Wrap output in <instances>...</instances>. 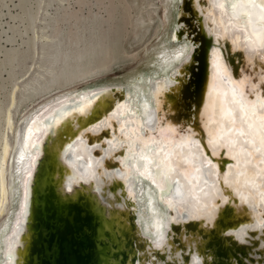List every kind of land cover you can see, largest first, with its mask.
Here are the masks:
<instances>
[{
    "label": "bare ground",
    "instance_id": "6f19581e",
    "mask_svg": "<svg viewBox=\"0 0 264 264\" xmlns=\"http://www.w3.org/2000/svg\"><path fill=\"white\" fill-rule=\"evenodd\" d=\"M21 1L3 47L0 264H34L45 187L58 213L77 205L99 217L101 264H264V0H150L134 19L130 0ZM153 14L139 56L125 27L141 41ZM203 52L201 94L179 117ZM135 63L124 80L89 84ZM55 245L58 264L83 263L78 245ZM222 247L244 255L216 263Z\"/></svg>",
    "mask_w": 264,
    "mask_h": 264
},
{
    "label": "water",
    "instance_id": "95a60500",
    "mask_svg": "<svg viewBox=\"0 0 264 264\" xmlns=\"http://www.w3.org/2000/svg\"><path fill=\"white\" fill-rule=\"evenodd\" d=\"M71 1L74 5H77L76 2H73V0ZM50 21H51V16H45L43 18V21H41V25L44 28H47L48 27L47 23ZM241 33L244 36H247L246 31L242 30ZM201 41L204 42L203 46L210 47L211 41L209 40V38L201 36ZM42 58H41V61H42ZM204 58H205L204 52L203 54L200 53L199 58L197 60L199 63L198 66L196 67L197 73L195 76L192 77V81H191L192 85L189 89V91L191 90L192 93L191 94L189 93L187 96H185V99H184L185 101H183V104H181L182 109L178 110L179 117L185 116L187 111L191 109V105L195 101H197L198 95L201 94L202 87L204 85L205 78H206V65H205ZM227 58H229L228 61L231 64V66L232 67L235 66L237 61L235 62L232 56L229 57V53L227 54ZM234 70L236 71V68ZM263 94H264V87H263V90L261 91V95ZM77 117H78L77 115L73 116V118H71L72 122L76 121ZM52 122H53V118H48L47 124H51ZM73 142L74 141H71L67 145H65L64 157L67 160L73 159V154L70 153V150H71L70 148L72 147ZM134 144L137 146L142 143L140 141H136V143ZM136 146L134 147L135 149H136ZM44 169H49L48 164L46 168L42 166L41 174L44 173L45 171ZM82 185L83 184H80V186ZM53 198H54V192L48 187L47 188L45 187L43 191L39 192L38 194V198L36 202V215L38 216L39 220H37V223L34 227L35 232H36V236L34 239L35 244H33L34 246L33 256L35 258L34 264L35 263L36 264H58L59 258L56 255V252L54 251L55 246H56L55 242L58 240L59 242L66 241V243L72 242L75 244V246L78 245L77 247H79V251L81 252L83 256L82 258L84 260L83 263L81 264H101L99 249L96 245L98 233L102 226L99 217L95 218L91 216V213H89L88 211H84L85 210L83 209L84 207L77 206V205L75 208H72V209H69V207L65 206L67 210H65L63 213L62 212L58 213L55 208ZM98 199L97 200L98 202H100L101 205L98 203L100 207L99 206H96V207H98L101 211H104V209L105 211L108 210V203H107L108 200L105 199V196L102 195L101 198L98 197ZM101 206L104 207V209L101 208ZM229 215L230 213H228L227 210L223 209L221 210V213L216 217V220L219 221L220 224L225 223V222L229 223L228 222V219H230ZM57 224H59L60 226L57 227L56 226ZM55 230L62 231L65 233V235L61 237L62 234L54 233ZM38 233H41V236H38ZM58 237H60V239ZM209 241H210L208 243L209 248H211L213 244H217L215 246H218V247L221 246V243L217 241V239H210ZM48 242H51L52 244ZM41 246H42V249H39ZM220 251H223V252H220ZM233 251L234 253H237V255L239 253L242 256L244 255L243 249L236 250L230 247L228 248L222 247V248L215 250V255L217 259H219L217 260L216 263L218 262L220 263L222 259L225 260L227 258V252L233 253ZM53 252H55V254ZM136 261H137V257L134 256L132 264H135ZM70 264H80V263L73 262Z\"/></svg>",
    "mask_w": 264,
    "mask_h": 264
},
{
    "label": "rangeland",
    "instance_id": "374dc122",
    "mask_svg": "<svg viewBox=\"0 0 264 264\" xmlns=\"http://www.w3.org/2000/svg\"><path fill=\"white\" fill-rule=\"evenodd\" d=\"M130 1H131V9H130V11L133 14V19H134L135 16L138 14L139 8L143 7L144 5L146 6L149 3L150 0H130ZM156 1L158 2V0H156ZM105 2H106V0H105ZM71 4H72V2H71ZM21 6H22V1L21 0H0V14H1L0 15V82H2V85L0 83V108H1V102H3L4 92H5V90L3 88V81H4L3 80V76H7V71L9 70L10 64H11V63L9 64L8 62L7 63L4 62L6 54L4 53L5 52L4 51L5 48H3V47H6V46L10 45L9 42H5L6 38H7V35L12 33L9 25L12 26L13 24H15L17 22L18 19H20L22 14L24 15V12H25L26 8H22ZM145 6L142 8L143 10L146 9ZM160 7H161L160 10H158L159 13L157 12L158 15H161V12H162V6H160ZM97 8L98 7H95V6L93 7V9H97ZM17 12H20V16L18 18H16V20H15V18L12 16V14L13 13L16 14ZM153 16L155 18H154V21H152L150 23V25H151L150 32L147 35H145V37H144L145 39L147 38V40H145L143 38L141 40L142 42L141 41H137L138 43L137 42L134 43L133 41L130 40L131 34L135 31L133 23L128 24L125 27V29H126V33L125 34L126 35H125V39L122 40V42H123L125 47L129 46L128 41L132 42V44H130V46L128 48L132 47L134 52H138L139 56L143 55L144 52H145V49L148 48L153 42L152 41L153 38L150 35H151V32H152V29H153L154 25L157 23L156 14H153ZM4 33H6V34H4ZM143 40H145V41H143ZM134 65L136 66L137 64L135 63V64L125 65L123 67L115 68L111 73H109L107 75H104V76H101V77H98V78L90 80L89 84H95V83H99V82H103V81H113V80H119V79L120 80H124L126 74L129 73L130 68L133 67ZM4 68H5L6 72H5V70H3ZM137 68L142 69V70H146V65L140 63L137 66ZM5 73H6V75H5ZM1 80H3V81H1Z\"/></svg>",
    "mask_w": 264,
    "mask_h": 264
}]
</instances>
